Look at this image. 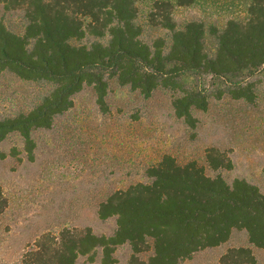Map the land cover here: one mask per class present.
I'll return each instance as SVG.
<instances>
[{"label": "trees", "instance_id": "16d2710c", "mask_svg": "<svg viewBox=\"0 0 264 264\" xmlns=\"http://www.w3.org/2000/svg\"><path fill=\"white\" fill-rule=\"evenodd\" d=\"M5 1L21 9L25 24L16 33L0 19V75L7 71L49 85L29 109L0 118V142L18 135L30 160L33 132L51 128L84 87L92 88L99 110L108 112L109 78L145 99L159 88L170 91L174 116L193 133L195 112L206 111L211 96L255 103L253 77L264 66V0H249L244 21L229 18L222 28L208 26L212 50L205 46L204 24L189 20L178 27L169 0H155L149 13L151 24L169 32L168 45L161 36L142 40L138 0ZM87 36L93 37L89 43H78ZM18 153L14 146L9 154ZM204 161L179 162L162 154L144 167L146 181L115 189L97 204L99 219L115 220L110 234L89 226L44 232L24 251L22 264H76L79 256L116 264L115 250L124 244L130 248L124 264H179L225 243L233 230H243L252 246L264 248V194L244 178L231 183L223 178L219 170L232 168L225 151L207 147ZM6 206L0 188V213ZM255 263L251 248L243 246L227 248L218 262Z\"/></svg>", "mask_w": 264, "mask_h": 264}, {"label": "rangeland", "instance_id": "374dc122", "mask_svg": "<svg viewBox=\"0 0 264 264\" xmlns=\"http://www.w3.org/2000/svg\"><path fill=\"white\" fill-rule=\"evenodd\" d=\"M154 1L136 2L141 38L150 43L161 36L168 45L169 32L149 22ZM169 1L174 3L172 16L178 27L189 20L204 24L209 50L215 40L208 26L222 28L229 18H248L249 0H192L182 5ZM0 19L13 32H22L21 9L5 0L0 1ZM92 39L87 36L78 43ZM253 80L254 104L226 95L211 96L208 109L195 112L199 122L194 133L174 116L170 91L159 88L145 99L109 78L108 112L99 110L92 88L84 87L74 95L73 107L58 116L51 128L33 132V159L27 158L18 135L0 142V188L7 199L0 213V264H22V254L40 234H56L62 227L89 226L96 233L110 234L115 220L99 219L97 204L115 189L146 181L144 167L164 153L179 162L195 159L205 165V149L215 146L232 161V168L219 170L228 183L244 178L264 194V66ZM48 89L44 83L1 73L0 118L29 109ZM14 146L17 156L9 154ZM206 171L215 173L207 167ZM239 246L251 248L255 264H264V248L252 246L243 230H233L225 243L203 249L179 264H218L227 248ZM129 255L127 244L118 246L116 264H124ZM76 264L94 262L79 256Z\"/></svg>", "mask_w": 264, "mask_h": 264}]
</instances>
